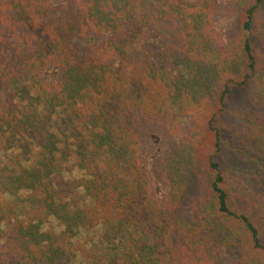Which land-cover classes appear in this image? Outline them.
<instances>
[{
    "label": "trees",
    "instance_id": "obj_1",
    "mask_svg": "<svg viewBox=\"0 0 264 264\" xmlns=\"http://www.w3.org/2000/svg\"><path fill=\"white\" fill-rule=\"evenodd\" d=\"M232 3L243 8L236 46L211 67L192 50L214 7L201 0H70L59 9L5 1L35 45L28 57H0L10 102L0 115V193L10 198L0 200V264H72V239L94 229L80 264H220L228 255L231 264H264V0ZM56 11L66 19H52ZM174 33L193 61L181 60L172 91V68L160 73L139 45ZM46 70L59 75L55 83L43 82ZM222 76L213 101L193 98L211 108L212 143L206 197L184 220L156 205L137 161L136 124L172 115L180 84L195 89L199 78L211 85ZM233 92L238 108L227 106ZM195 147L180 149V167L164 161L175 192L193 174ZM72 169L81 175L63 180Z\"/></svg>",
    "mask_w": 264,
    "mask_h": 264
},
{
    "label": "rangeland",
    "instance_id": "obj_2",
    "mask_svg": "<svg viewBox=\"0 0 264 264\" xmlns=\"http://www.w3.org/2000/svg\"><path fill=\"white\" fill-rule=\"evenodd\" d=\"M6 0H0V57L5 54L15 56L18 58H25L31 55L35 45L33 40H30L27 34L26 27L19 21L14 13L13 8L5 7ZM51 6L59 9L61 6L65 7L70 0H46ZM177 1V0H172ZM182 3H194L196 0H179ZM208 5L213 4V10L209 12L208 20L210 21V28L203 32V36L195 37V45L192 44V50L195 56L199 57L201 66L215 65L218 57L225 54L233 53V48L236 46L235 33L238 23L241 19L243 8L234 6L232 0H201ZM72 15H75V7L66 9ZM52 19H66V14L62 11H56L51 14ZM261 18H264V8L261 12ZM47 19L46 17L44 18ZM103 37L95 38L94 44H100ZM209 39V45H202L200 41ZM180 38L177 34H172V39L165 40L150 35L140 43L142 53L149 54V59L160 73H168L172 68V91L174 83L182 78L181 60L189 58L182 52ZM172 48V62L167 57V49ZM85 51V50H84ZM146 55V54H145ZM191 61L192 57L189 58ZM172 63V66H170ZM210 67V68H211ZM59 78L58 74L46 70L42 75V80L46 85L53 84ZM221 79L212 82L211 85L199 78L198 83L202 86L192 89L189 86L180 84V91L177 98L180 102L172 105V115L164 117L160 121L153 120H138L135 128L138 140V165L140 172L144 175L150 192L156 205L164 207L170 215H175L181 219L187 220L194 207H199V201L203 200L207 194V172L205 170L206 157L211 151L212 135L208 131L205 121L209 115L208 111L211 109L205 106L203 109L198 108L194 104L195 99H208L210 102L214 100L218 94ZM185 81V80H183ZM182 81V82H183ZM181 82V83H182ZM198 97V98H197ZM236 98V100H235ZM10 102L7 94L0 88V115H2L8 108ZM239 100L236 92L230 96L227 106L239 107ZM226 114V113H225ZM225 119H227L225 117ZM196 145L194 157L192 158L191 170L193 174H184L181 178L179 190L175 192L166 181V176L163 172L164 161L170 159L173 163H178L177 154H181V148ZM2 153L0 152V156ZM70 163L66 164L68 170ZM128 173V171H127ZM135 173V172H134ZM81 175L76 169H72L70 174L62 173V178L65 181L72 178H78ZM131 180V178H128ZM186 186V187H185ZM0 200L9 201L10 198L0 193ZM51 227L56 231L59 227L56 221L49 217L46 220ZM46 227V224L41 226V230ZM97 229L92 231H80L72 239V244L76 250V258L72 264H80L82 261V248L86 246L90 238H96ZM231 256H222L220 264H231Z\"/></svg>",
    "mask_w": 264,
    "mask_h": 264
}]
</instances>
